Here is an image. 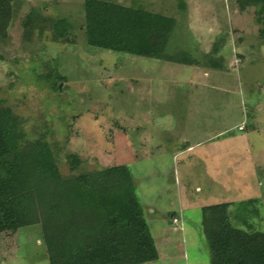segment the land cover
<instances>
[{"label":"rangeland","instance_id":"obj_1","mask_svg":"<svg viewBox=\"0 0 264 264\" xmlns=\"http://www.w3.org/2000/svg\"><path fill=\"white\" fill-rule=\"evenodd\" d=\"M107 1L174 19L164 52L193 63L86 45L84 0H13L0 41V104L21 119L27 139L45 137L64 179L129 166L146 221L153 220L150 208L164 219L149 223L159 251L149 264H211L203 207L226 203L233 227L264 233V38L257 10L241 11L236 0ZM56 18L69 23L72 43L51 39L49 21ZM145 93L154 102L145 103ZM184 143H200L196 155L217 152L216 158H174ZM74 155L79 163L71 169ZM0 264H49L40 225L0 234Z\"/></svg>","mask_w":264,"mask_h":264},{"label":"trees","instance_id":"obj_2","mask_svg":"<svg viewBox=\"0 0 264 264\" xmlns=\"http://www.w3.org/2000/svg\"><path fill=\"white\" fill-rule=\"evenodd\" d=\"M12 2L0 0V41L7 38ZM235 2L241 11L256 8L264 38V0ZM82 9L88 46L187 65L194 61L164 52L176 25L170 17L107 0H84ZM49 23L53 41L72 43L66 19ZM72 159L74 169L79 159ZM227 206L202 208L211 264H264V233L233 227ZM144 213L129 166L64 179L45 137L27 139L21 119L0 104V234L40 225L49 264H149L158 251Z\"/></svg>","mask_w":264,"mask_h":264},{"label":"crops","instance_id":"obj_3","mask_svg":"<svg viewBox=\"0 0 264 264\" xmlns=\"http://www.w3.org/2000/svg\"><path fill=\"white\" fill-rule=\"evenodd\" d=\"M194 60V59H193ZM187 65V64H186ZM203 75H207L206 73H203ZM145 79V81H147V83H148V81H151V78L150 77H146V78H144ZM147 85V84H146ZM150 86H151V82L149 83V86L148 87H146V88H148L149 89V91L148 92H150L151 90H150ZM146 94V93H145ZM144 97L145 98H147L144 102L145 103H147V102H154V100L155 99H151L150 98V93H148V94H146V95H144ZM156 102V101H155ZM241 127H239V129H240ZM218 134H220V133H217L216 135H218ZM212 137L210 136L208 139H206V144H208L210 141H213V139H211ZM186 146V147H185ZM183 147H185L184 149H177V150H181V151H178V152H176L175 154H174V158H178V157H182V156H184V155H190V156H193V157H197L198 159L200 158L199 156L200 155H202V157L203 158H205L206 160H209V159H213L214 160V158H216L215 156L217 155V152H215V153H213V152H211V153H209V151L207 152H205V153H203V154H201L200 152H198L197 151V155H196V153H195V151L197 150V149H199L200 147H201V145H200V143H197V144H195L194 146L193 145H189V146H187L186 145V143H184V145H183ZM206 150H208V149H206ZM219 158V157H218ZM210 161V160H209ZM208 164V163H207ZM197 190H199V188H197ZM182 202V201H181ZM182 203H186V202H182ZM183 209V208H182ZM160 211V210H159ZM148 212L152 215V221L151 220H149V222H147L148 223V225H149V223H160L161 221H164V219L162 218H157V216H158V214L159 213H157L156 212V210L154 211V209H152V208H150V209H148ZM161 212V214H163L164 215V213H166V212H162V211H160ZM156 214H157V216H156ZM175 214H171V215H169V218L170 219H174L175 218V216H174ZM176 219V218H175ZM149 227H150V225H149ZM150 231H151V234H152V228L150 227ZM154 239V238H153ZM157 246V245H156ZM157 248V247H156ZM158 251V250H157ZM158 258H159V251H158ZM158 260V259H157ZM156 260V261H157Z\"/></svg>","mask_w":264,"mask_h":264},{"label":"built area","instance_id":"obj_4","mask_svg":"<svg viewBox=\"0 0 264 264\" xmlns=\"http://www.w3.org/2000/svg\"><path fill=\"white\" fill-rule=\"evenodd\" d=\"M177 223V219H173V224H176Z\"/></svg>","mask_w":264,"mask_h":264},{"label":"water","instance_id":"obj_5","mask_svg":"<svg viewBox=\"0 0 264 264\" xmlns=\"http://www.w3.org/2000/svg\"><path fill=\"white\" fill-rule=\"evenodd\" d=\"M59 88H60V85H59Z\"/></svg>","mask_w":264,"mask_h":264}]
</instances>
